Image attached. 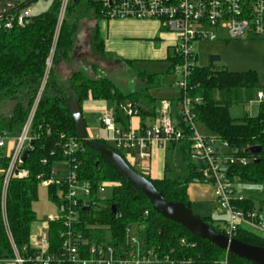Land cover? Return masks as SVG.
Masks as SVG:
<instances>
[{"label": "trees", "instance_id": "1", "mask_svg": "<svg viewBox=\"0 0 264 264\" xmlns=\"http://www.w3.org/2000/svg\"><path fill=\"white\" fill-rule=\"evenodd\" d=\"M60 3L61 0H54L47 11L30 16L23 27L8 31L0 29V102H12L10 113L0 115V131L6 130L15 134L27 116L46 71V61L57 28ZM100 12L98 0H68L66 3L65 17L58 29L51 66L32 120L31 148L24 162L29 176L11 180L8 187L6 210L9 229L16 248L21 252L24 246L29 245L31 224L36 219L32 204L37 200L40 183L37 176L50 177L53 163L68 161L71 165L77 164L75 171L78 178L88 181L91 185L92 195L88 199L89 206L86 210L84 206L79 208L81 222L75 226V229L89 242L121 244L125 239V230L131 225H137L138 230L140 229L137 237L144 248L153 249L158 256L167 257L175 264L181 262L222 264L225 257L226 264H253L218 248L190 233L178 223L156 213L131 180L127 179L108 158L84 144L78 137L74 121L65 104L64 99L67 96L76 99L80 108L89 98L113 102L116 122L122 123L124 127L128 118L121 114L117 105L125 100L137 101L141 104L142 118L155 115L156 99L150 94V90L160 85L158 73L133 70L140 81V90L127 93L112 80L102 76H91L81 68L74 69L63 83L57 82L55 67L60 60L69 61L78 22L81 19L101 18ZM91 43L96 50L102 51L103 43L97 27L93 30ZM219 59V55L212 54L209 57V66L195 65L189 68L187 90L192 99H198L192 108L196 121L212 135L227 141L230 148L243 149L252 158L247 165L230 166L227 170L229 180L264 190V101L260 102L255 115L233 118L228 113L230 102L214 97L217 90L229 92L233 89L238 97L242 90L243 92L254 89L257 92L261 91L257 89L256 72L251 70L231 72L225 68H218L215 63ZM177 62L179 60L174 55L168 58L169 71L174 69ZM125 64L128 66L132 63L128 61ZM61 134L63 137L60 136ZM86 136L89 137L87 132ZM69 137L75 138L78 148L72 156L63 157L62 146ZM92 140L111 147L101 138L92 137ZM179 144L186 171L185 175L179 178L151 179L132 166L121 151L111 148L118 152L132 169L149 179L166 200L180 201L190 209L187 194L189 182L203 180L200 178L196 164L189 160L190 142L184 140ZM254 146L260 148L256 154L249 151ZM42 160H46V163H42ZM107 182L111 196L100 200L96 196L97 187ZM58 188L60 186L55 183L47 188L48 196L53 201L56 200ZM254 198H257L260 204L264 202V196L249 195L243 201L233 202V205L241 209H251L254 207ZM112 205L116 207V213L112 211ZM144 211H147V214ZM200 218L222 233L217 224L219 219ZM61 229V222H50V246L54 251L60 248ZM233 238L264 247V238L243 226L236 230ZM181 239H184V243H181ZM13 256L8 238L0 227V260H12Z\"/></svg>", "mask_w": 264, "mask_h": 264}, {"label": "built area", "instance_id": "2", "mask_svg": "<svg viewBox=\"0 0 264 264\" xmlns=\"http://www.w3.org/2000/svg\"><path fill=\"white\" fill-rule=\"evenodd\" d=\"M29 1L0 0V29L8 31L23 27L30 17ZM67 1L61 0L57 28L46 61V71L23 124L15 134L6 130L0 131V227L4 230L13 251L12 260L17 264H175L167 257L158 256L153 249L144 248L139 238L131 233L130 227L125 230V239L121 244L89 242L78 232L75 226L81 222L79 208L85 207L92 195V189L88 181L78 178L75 171L77 164L71 165L68 161H61L67 164L66 177L56 178L53 168L50 177L37 176L40 179L39 184L42 183L47 188L53 183L60 186L57 190L59 194L56 193L59 208L57 216H49L47 221L38 226L35 233L31 232L29 245L24 246L21 252L13 242L6 210L8 187L11 180L29 176L24 167L26 159H23V153L28 150L29 154L31 148L32 120L51 66ZM98 1L103 19L156 20L166 30L173 32V55L179 60L173 71L181 75V80L176 82L181 90L176 107L171 101L160 100L156 117L150 125L143 123L137 129L121 127L117 125L114 107L102 109L99 122L108 134L103 140L109 142L112 148L121 151L126 160L138 170L151 157L152 146L164 148L171 143L189 141L190 162L196 164L201 180L213 184L218 211L227 212L228 219H219L217 223L222 233L233 237L236 230L243 226L264 238V202L260 204L259 200L254 198V207L251 209H241L233 205V202L243 201L255 193H260L255 195L256 197L264 196V190L253 191L246 196L242 191L235 189V182L229 180L227 175L230 166L247 165L252 158L243 149L230 148L227 141L216 135L199 133L192 109L198 99H192L187 90L189 68L197 65L192 42L201 39L215 40L219 29H225L228 38H242L245 35L264 38V0ZM256 95L259 101L263 100L261 91ZM117 107L124 117L140 116L141 104L137 101L125 100ZM60 136L63 137L62 134ZM93 137L99 138L98 135ZM77 148L75 138H66L62 146V156H72ZM42 163H46V160H42ZM104 186L108 185L100 184L96 190V196L100 200L105 199L99 197ZM144 213L147 214V211ZM53 221H59L62 225L58 251L52 250L50 246L49 224ZM181 243H184V239H181ZM226 261L225 257L221 263L226 264Z\"/></svg>", "mask_w": 264, "mask_h": 264}, {"label": "rangeland", "instance_id": "3", "mask_svg": "<svg viewBox=\"0 0 264 264\" xmlns=\"http://www.w3.org/2000/svg\"><path fill=\"white\" fill-rule=\"evenodd\" d=\"M53 1L54 0H30L29 16H36L47 11L51 7ZM60 4L57 13H59ZM63 17H65L64 14ZM90 21L91 19H81L78 22V26L83 33V40L80 38V43H88L87 37L91 31V26L89 25ZM217 35L218 37L215 40L201 39L192 42L194 54H196L195 63L198 66H209L210 55L217 54L220 59L215 63V66L218 68H225L231 72H244L250 70L256 72L258 84L257 89L261 90L264 94V38L253 35H245L242 38H228L225 29H219ZM91 47V50L90 45L84 47L85 49L81 54L87 58L85 64L88 65L92 61L96 64V61L100 59L98 55H96L97 53L94 46L92 45ZM90 52L95 55H91ZM115 56V54L111 53L109 54L108 59L105 60L109 69L103 70L97 65L96 69L101 73L102 77L112 80L123 92L127 93L140 90V81L135 76L133 70L158 73L160 76V85L150 90V94L156 99L155 111L160 106V100L171 101L173 106L176 107V101L181 96L180 87L177 86L176 82L181 80V75L173 70L169 71L168 62L143 58L136 60L127 66L123 60ZM70 69L69 66L60 60L55 67L56 78H60L62 81L61 83H63L64 79H67L71 73ZM90 74L93 75L92 73ZM256 92V89L247 90L245 92L242 90L238 97V94H236V91L233 89L229 92L226 90H217L214 97L215 99L228 100L230 102L228 107L229 115L233 118H240L244 115L252 116L258 112L261 101L257 100L255 96ZM11 106V101H1L0 115H8L11 111ZM83 116L87 119V123L89 124V126H87L88 128L92 127L93 131L96 129V132L101 139L107 137L108 134H106L105 130L100 127L98 123L96 113L92 115L85 112V114L83 113ZM148 123H150V121H147V125ZM196 127L201 135H212L210 131L205 129L198 122H196ZM106 143L111 145L109 142ZM165 151L166 163L169 168L167 171V177H183L186 171L184 159L180 150L177 148H169ZM53 172L56 178L66 177L68 172L67 164L61 161L53 163ZM105 184L108 185L109 183L107 182ZM235 189L242 191L246 196L253 191H262V188L241 183H235ZM187 194L190 200V209L195 215L199 217H210L214 220L228 219L226 210L219 212L217 209L218 205L215 202L214 186L211 182L190 181L187 188ZM259 194L255 193V195ZM110 196V187L104 186L99 193V197L107 199L110 198ZM32 209L36 217L35 221L31 224L33 233L36 232L38 226L42 222L47 221L49 216L55 217L58 214L59 208L57 201H53L49 198L47 187L42 183L38 186L37 200L32 204ZM130 231L137 236L140 229L138 230L137 225H131Z\"/></svg>", "mask_w": 264, "mask_h": 264}, {"label": "crops", "instance_id": "4", "mask_svg": "<svg viewBox=\"0 0 264 264\" xmlns=\"http://www.w3.org/2000/svg\"><path fill=\"white\" fill-rule=\"evenodd\" d=\"M90 20V19H87ZM89 25L91 26L90 34L88 35V43H80L83 33L81 32L78 24L75 34V41L72 53L70 55L69 61L62 60L64 64L69 66L71 72L74 69H85L91 76H101L98 72L97 65L103 70L109 69L106 59H108L109 54H115L117 58H120L124 62L133 63L136 60L147 58L154 59L158 61L168 62V58L173 55V47L175 43L174 33L167 31L160 23L156 20H136V19H113L106 20L103 18L91 19ZM98 29L100 38L102 39V51L99 52L95 49L96 55L100 58L96 61L90 62V66L85 64L87 58L82 54L84 47L90 45V50L92 49L91 37L94 28ZM81 38V39H80ZM83 40V39H82ZM91 53V52H90ZM91 55H95L92 54ZM120 63V62H118ZM94 68V69H93ZM90 71V72H89ZM68 74V73H67ZM57 82H62L60 78H56ZM66 78L64 79V81ZM262 92V91H261ZM257 94V92H256ZM263 94V92H262ZM257 98V95H255ZM258 100V99H257ZM264 101V94L263 100ZM113 102L105 100H92L88 99L81 105V113L85 112L87 114H97L98 123L101 111L104 108L114 107ZM157 111V110H156ZM155 115L151 117L136 116L128 118L126 128L129 126L133 129L139 128L141 124H152L156 117ZM86 125V132L90 137L98 135L96 129L92 127H87V119L83 116ZM88 124V125H87ZM117 125L124 127L122 123L117 122ZM100 127H102L100 125ZM106 132V131H105ZM94 133V134H93ZM107 134V132H106ZM100 138V137H99ZM177 148L181 152L179 143H171L164 148L156 147L155 145L151 147V157L143 163L142 168L139 169L145 175L151 179H161L167 177V171L169 170L166 163V149ZM182 154V152H181ZM176 178V177H175ZM179 178V177H177ZM0 264H17L13 260L0 261Z\"/></svg>", "mask_w": 264, "mask_h": 264}, {"label": "water", "instance_id": "5", "mask_svg": "<svg viewBox=\"0 0 264 264\" xmlns=\"http://www.w3.org/2000/svg\"><path fill=\"white\" fill-rule=\"evenodd\" d=\"M64 100L74 121L76 133L81 141L108 158L127 179L131 180L146 197L149 205L156 213L170 221L178 223L190 233L209 241L220 249L248 260L253 264H264V247L248 244L237 238L228 237L209 226L199 216L192 213L182 202L166 200L162 193L156 190L151 181L132 169L118 152L107 145L99 144L92 140V138L87 137L84 118L78 101L69 96L65 97ZM259 150V147L254 146L249 151L252 154H256ZM27 155L28 150L23 153L24 160ZM88 206L89 203L87 202L84 209L86 210ZM111 208L116 213V207L112 205Z\"/></svg>", "mask_w": 264, "mask_h": 264}]
</instances>
